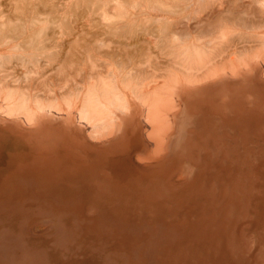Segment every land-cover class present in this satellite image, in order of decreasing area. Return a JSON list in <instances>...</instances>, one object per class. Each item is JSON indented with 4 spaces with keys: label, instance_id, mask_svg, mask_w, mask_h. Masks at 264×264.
<instances>
[{
    "label": "bare ground",
    "instance_id": "bare-ground-1",
    "mask_svg": "<svg viewBox=\"0 0 264 264\" xmlns=\"http://www.w3.org/2000/svg\"><path fill=\"white\" fill-rule=\"evenodd\" d=\"M156 242L264 264V0H0V264Z\"/></svg>",
    "mask_w": 264,
    "mask_h": 264
},
{
    "label": "rangeland",
    "instance_id": "rangeland-1",
    "mask_svg": "<svg viewBox=\"0 0 264 264\" xmlns=\"http://www.w3.org/2000/svg\"><path fill=\"white\" fill-rule=\"evenodd\" d=\"M89 217V216H88ZM111 226L114 227L113 223L111 222ZM54 228V221L49 218H38L33 220L32 222L28 223L26 228V233L28 235L34 237H42L46 234H49ZM156 246L153 247L152 245L147 246L145 251L143 252L144 258L148 262V264H157L156 256L159 255L161 251V243L156 242ZM135 258V255H133ZM123 258V256H119V259Z\"/></svg>",
    "mask_w": 264,
    "mask_h": 264
}]
</instances>
